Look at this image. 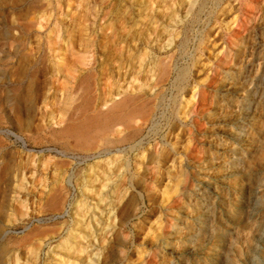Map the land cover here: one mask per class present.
Instances as JSON below:
<instances>
[{"label": "rangeland", "instance_id": "rangeland-1", "mask_svg": "<svg viewBox=\"0 0 264 264\" xmlns=\"http://www.w3.org/2000/svg\"><path fill=\"white\" fill-rule=\"evenodd\" d=\"M153 1L155 12L162 8L166 16L176 17L174 24H168L166 17L161 19L159 29L164 27L171 34L179 31L181 19L189 16L186 2L176 8L168 4L176 0ZM98 3L99 0H0V51L8 50L18 39L13 27L22 22H37L41 14L42 21H38L43 27L34 26L27 41L34 45L43 37L52 44L51 31L70 32L73 20L85 16L88 6L97 10ZM119 5L112 7L113 12L123 10ZM207 11L211 13L210 26L204 24L205 32L202 27L200 31L206 36L215 34L216 47L210 51L216 53L223 48L226 63L220 62L223 55L218 56V61H213V56L207 61L215 81H206L207 92L194 101L199 113L192 115L190 121L197 126H188L187 133L193 134L182 156L186 167L181 179L184 185L178 183L171 191V207L163 203L161 177L150 181L136 173L141 161L146 160H138L145 150L170 140L172 120L168 125L163 123L164 130L158 139L145 141L141 148L131 149L130 144H124L97 159L79 161L58 158L54 152L39 153L46 148L66 151L59 137H50V130L61 131L67 117L88 98L84 88L93 78L87 77L90 72L78 54L64 57L66 61L59 73L58 57L63 52H58V56L54 49L53 57L49 53L45 65L35 70H27L13 60L3 81H22L23 86L10 103L1 104L0 124L24 137L26 145L13 136H0L4 139L0 146V264H264V0H223L216 8L209 5ZM229 27H234L233 34ZM171 38L164 39L162 44ZM73 51H77L76 46ZM101 61L102 58L97 65L96 81L100 95L105 96L108 85L119 79L126 85L129 79L123 78L122 73L119 77L114 64ZM231 84L238 92L231 91ZM191 95L185 93L186 97ZM245 103L250 104L248 116H243ZM51 113L61 121L56 128L48 122ZM234 116L240 117L239 126L245 127L240 140L229 136L237 131V126L230 124ZM62 161L68 165L60 167ZM95 161L102 162L100 171H113L101 193L108 199L94 209V202L88 201L90 209L87 203L84 218L75 220L80 211L73 201L81 190L74 178L70 206L52 210L46 202L56 193V175L63 174L67 183L73 172H78L79 178L94 173ZM226 171L230 176L220 179ZM136 179L142 183V189L133 187ZM234 185H240L239 193L234 191ZM247 193L253 194L248 203L243 202ZM235 201H242V208L228 219L223 209ZM204 208L209 212L210 225L205 227L210 229L209 236L197 222ZM63 210L64 216L60 215ZM78 222L79 228L75 226ZM152 222L154 226L149 227ZM84 227L87 228L82 232ZM74 235L80 239H74ZM212 253L218 257L212 258Z\"/></svg>", "mask_w": 264, "mask_h": 264}, {"label": "bare ground", "instance_id": "bare-ground-1", "mask_svg": "<svg viewBox=\"0 0 264 264\" xmlns=\"http://www.w3.org/2000/svg\"><path fill=\"white\" fill-rule=\"evenodd\" d=\"M222 1L176 0L171 4L168 1L169 6H176V8L181 7L182 3L185 2L188 5L187 14L189 16L188 18L186 16L185 20L181 19L182 27L174 34L167 33L163 30L164 27L159 29V26L162 22L160 20L164 17H166L168 24H174L176 17L174 15L172 17L166 16L165 12L161 10L162 8L155 12L156 8H152L153 0L143 1L144 3L140 0H99L97 10L88 6L86 8L88 13L85 16L73 20L74 28L70 32H63L61 29L51 31L50 35L53 34L52 44L43 37H40L41 39L34 45L27 41V36L34 26L43 27L39 22L42 21V14L38 17L39 21L36 19L37 22H22L13 27L18 39L13 41L14 44L8 50L1 48L0 51V111L1 104L5 106V104L10 103L13 96H17L23 86L22 81H3V78L10 73L14 59L18 64L26 66L27 70H35L38 66L43 67L45 65L49 53L52 52L50 56L53 57V53L57 52L56 54H58L61 51L63 54L58 57L60 62L57 64V73H59L64 61H66L63 58L78 54V59L81 63H85L90 72L87 77L93 78V82L84 88L88 98L77 105L76 111L68 114V119H66L61 131L50 130V137L52 139L59 137L66 151L60 152L55 148H46L40 149L38 152H54L58 158L79 161L89 158L97 159L103 155H110L112 148L120 149L124 144H128V146L130 144L131 149L141 148L145 141L153 138L158 139L164 130L163 125H168L172 120L174 124L168 130L169 134H172L170 140L168 138L161 145L159 144L160 139L157 147L145 150L138 160L145 157L146 160L145 162L144 160L141 161L140 169L136 173L139 178H147L150 181H153L155 177H161L163 180L161 185L163 203L171 207L173 204V199L169 201L171 191L177 188L178 183L184 185V181L181 179L186 174V167L183 165L185 156H182L193 134V131L187 133V130H190L188 126L190 128L197 126L196 123H192L193 120L190 121L192 115L197 116L199 113L194 101L198 99L200 94L202 96V93L207 92L210 82L215 81L212 67L207 61L211 56H213V61H218V56H222L224 52L223 48L216 53L210 51L216 47L215 34L203 35L200 27L204 31V24H207V27L210 26L208 22L211 19V13L207 11L209 5L216 8L222 4ZM119 3L123 10L113 12L112 7H117ZM136 8L139 10L137 13ZM158 22H160L159 25H156ZM234 27L228 28L229 33L233 32ZM36 32L40 33V31ZM170 36L173 38L162 44V41L170 38ZM74 46L77 47L76 52L73 51ZM100 58H102V64H114L119 77L122 73L123 78L129 79L126 85L120 83V79L116 83L108 85L105 96L100 95L99 85L96 81L97 65ZM220 62L225 65V55L222 56ZM206 81L209 82L208 85H204ZM229 88L232 92H238V88L233 84ZM2 90H4L3 96L1 95ZM186 92H191L192 95L186 97ZM249 105L242 109L243 116H248ZM49 117L48 122L52 128H56L61 123L59 117L53 113ZM241 120L238 116L232 117L230 124L237 126V131L231 133L230 138L240 140V134H243L245 128L239 126ZM7 122L11 123L9 116H7ZM1 125L0 136L7 139L13 136L17 141H21L23 146L26 145L24 137L16 135ZM191 125L193 126L191 127ZM3 140L0 139V146ZM32 142L37 144L34 140ZM32 150L35 151L36 149ZM69 152H82L81 154L85 153L86 155L75 156ZM64 165H68L67 161L66 163L64 161L59 163L60 167ZM101 166H103L101 161H95L92 167L95 168L94 173H88V175L85 174L86 176L79 178L77 177L78 172L77 174L73 172V174L68 175L67 183H65L63 174L56 175L55 187H53L56 193L47 199V205L54 211H60L64 207L70 206L71 188L74 187L73 185L71 187V184L72 180L77 178L75 184L81 192L73 204L76 203L74 207L80 211V215L78 214L75 220L84 218V206L88 201L94 202L91 205L94 209L108 199V196L105 197L101 193L107 188L106 182L110 181L109 175L113 171L109 168L100 171ZM228 176L230 173L226 171L220 175V179ZM138 179L133 181V187L142 189V183ZM234 191L239 193L241 191L240 185H234ZM252 196V193H247L243 197V202L248 203ZM238 197L242 199V196ZM240 202L241 205H236ZM240 202L235 201L231 207L223 209L228 219H232L238 213L237 209L242 208V201ZM88 208L90 209V206ZM65 213L64 211L60 215L64 216ZM198 217L200 220L197 222L204 226V234L209 236L210 229L205 228L210 221L208 220V208L199 213ZM152 225L154 226V222L149 227ZM75 226L79 228L81 222ZM86 228L84 227L82 232ZM74 239L80 238L74 235ZM215 257H218L217 253H212V258Z\"/></svg>", "mask_w": 264, "mask_h": 264}]
</instances>
